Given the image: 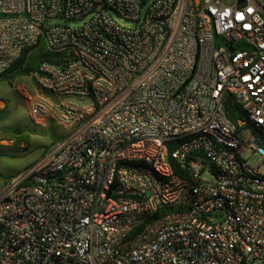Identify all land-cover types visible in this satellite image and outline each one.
I'll list each match as a JSON object with an SVG mask.
<instances>
[{"label":"built area","instance_id":"1","mask_svg":"<svg viewBox=\"0 0 264 264\" xmlns=\"http://www.w3.org/2000/svg\"><path fill=\"white\" fill-rule=\"evenodd\" d=\"M41 41L16 90L65 136L0 194V264H264V0H0V73Z\"/></svg>","mask_w":264,"mask_h":264},{"label":"rangeland","instance_id":"2","mask_svg":"<svg viewBox=\"0 0 264 264\" xmlns=\"http://www.w3.org/2000/svg\"><path fill=\"white\" fill-rule=\"evenodd\" d=\"M122 26L127 23L118 21ZM72 27L76 24H71ZM34 57L39 53H46L44 43L31 52ZM28 76L16 79L11 85L0 83V99H4L5 107L0 110V194L6 185L13 179L19 178L32 166L45 157L52 148L58 145L64 138L65 133L54 124H49L46 128H35L36 133L31 132L26 108L19 95L17 88H24L34 92V85ZM21 129L20 134H16L13 129ZM244 159L252 166H256L260 158L250 151L243 153ZM263 172L264 169H261Z\"/></svg>","mask_w":264,"mask_h":264},{"label":"trees","instance_id":"3","mask_svg":"<svg viewBox=\"0 0 264 264\" xmlns=\"http://www.w3.org/2000/svg\"><path fill=\"white\" fill-rule=\"evenodd\" d=\"M37 46L31 48V49H24L18 60L10 67L8 68L6 71H4L3 73H0V83H7V84H12L16 79L19 78H23L25 76H28L29 73L33 72L37 65L42 61L45 60L47 62H52V63H57V57L53 56V55H49L46 53H39L38 55H36V57L33 56V54L31 53L32 50H34ZM34 85V90L37 91L38 88L36 87V85L33 83ZM41 94H43L44 96L53 99V97L45 92H41ZM228 110V109H227ZM229 119L232 122H235L236 119V115L229 111ZM31 132L36 133V129L30 128ZM13 131L18 135L21 132V129L15 128L13 129ZM166 210H160L157 213V216L163 214Z\"/></svg>","mask_w":264,"mask_h":264},{"label":"crops","instance_id":"4","mask_svg":"<svg viewBox=\"0 0 264 264\" xmlns=\"http://www.w3.org/2000/svg\"><path fill=\"white\" fill-rule=\"evenodd\" d=\"M5 107V101L4 99H0V110H3ZM27 113V112H26ZM27 116V115H26ZM31 125V124H30Z\"/></svg>","mask_w":264,"mask_h":264},{"label":"water","instance_id":"5","mask_svg":"<svg viewBox=\"0 0 264 264\" xmlns=\"http://www.w3.org/2000/svg\"><path fill=\"white\" fill-rule=\"evenodd\" d=\"M232 49H229V51H231Z\"/></svg>","mask_w":264,"mask_h":264}]
</instances>
